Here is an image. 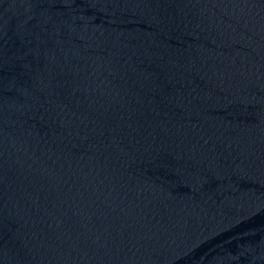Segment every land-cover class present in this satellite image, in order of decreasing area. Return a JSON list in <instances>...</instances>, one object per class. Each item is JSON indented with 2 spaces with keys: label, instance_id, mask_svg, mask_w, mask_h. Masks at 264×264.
<instances>
[{
  "label": "water",
  "instance_id": "water-1",
  "mask_svg": "<svg viewBox=\"0 0 264 264\" xmlns=\"http://www.w3.org/2000/svg\"><path fill=\"white\" fill-rule=\"evenodd\" d=\"M0 264H264V0H0Z\"/></svg>",
  "mask_w": 264,
  "mask_h": 264
}]
</instances>
